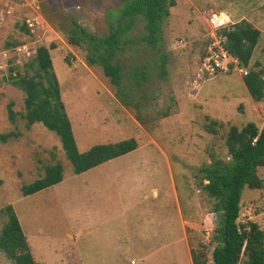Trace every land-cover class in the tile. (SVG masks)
Masks as SVG:
<instances>
[{"label":"rangeland","instance_id":"obj_1","mask_svg":"<svg viewBox=\"0 0 264 264\" xmlns=\"http://www.w3.org/2000/svg\"><path fill=\"white\" fill-rule=\"evenodd\" d=\"M125 1H45L46 33L35 39L49 49L78 150L130 138L138 148L75 174L54 132L41 123L26 126L25 93L10 83L18 68L1 73L0 136H13L0 139V235L4 209L12 205L38 263L192 264L191 250L204 246L213 264V201L201 188L198 169L213 156L228 159L225 138L231 126L254 122L264 127V101L252 99L236 72L197 82L206 46L201 13L225 12L232 21L244 18L259 28L252 63L264 67V0H177L163 43L155 49L143 41V21L137 18L118 54L123 84L132 83L136 70L147 74L123 105L102 67L87 60L84 48L69 44L66 32L75 20L96 36L108 35ZM9 33L2 34L0 47L23 38ZM162 53L165 68L159 63ZM211 120L219 123L216 134L207 129ZM57 163L64 168L59 184L23 196L24 185ZM258 175L264 181V168ZM248 220L264 230V187L243 190L240 221ZM0 264L14 262L0 251Z\"/></svg>","mask_w":264,"mask_h":264},{"label":"trees","instance_id":"obj_2","mask_svg":"<svg viewBox=\"0 0 264 264\" xmlns=\"http://www.w3.org/2000/svg\"><path fill=\"white\" fill-rule=\"evenodd\" d=\"M177 0H126L117 23L106 36H96L88 32L75 20L67 29L68 42L86 50L87 60L102 67L106 77L116 89V98L128 105L137 89L146 79L144 72L136 70L130 85L123 84L122 66L118 54L125 44L124 38L132 29L137 18H141L145 29L143 41L155 49L164 40V25L171 16V8ZM261 31L250 22L241 20L227 32V49L236 56L241 66L249 73L243 76L244 84L256 102L264 101V67L260 62L252 63L253 54ZM18 41L7 42L6 46ZM51 49H54L52 47ZM166 56L160 55V65L165 68ZM12 71H16L15 68ZM11 71V72H12ZM10 83L25 93L26 113L24 119L30 128L41 123L60 139L66 158L75 174H82L105 162L127 155L138 148L135 138L116 143L95 145L86 152H80L75 140L72 123L61 99L59 81L54 71L49 49L39 46L36 55L17 69ZM16 114L9 108V118L14 121ZM219 123L211 120L209 132L216 134ZM215 126V127H214ZM12 133L1 135L2 142ZM228 159L212 157L211 163L198 169L201 188L213 201L215 228L211 238V258L213 264H264V230L252 221H240L242 193L245 188L259 190L264 187L258 170L264 168V127L260 129L254 122L238 128L231 126L225 138ZM64 177L62 164L49 165L43 177L22 187L23 196H30L59 184ZM4 212L6 222L0 235V251L14 264L38 263L31 252L19 219L12 205ZM192 264H208V252L201 246L190 252ZM245 257L243 263L242 258Z\"/></svg>","mask_w":264,"mask_h":264},{"label":"built area","instance_id":"obj_3","mask_svg":"<svg viewBox=\"0 0 264 264\" xmlns=\"http://www.w3.org/2000/svg\"><path fill=\"white\" fill-rule=\"evenodd\" d=\"M45 1L48 0H0V38L7 30L13 36L23 37L16 45L0 47V74L8 75L14 68L21 69L36 55L39 47L36 39L46 33V21L41 12ZM201 17L206 25V46L197 82L233 72L248 75V68L241 66L226 47L227 32L233 29L235 22L225 13L211 10L203 11Z\"/></svg>","mask_w":264,"mask_h":264},{"label":"crops","instance_id":"obj_4","mask_svg":"<svg viewBox=\"0 0 264 264\" xmlns=\"http://www.w3.org/2000/svg\"><path fill=\"white\" fill-rule=\"evenodd\" d=\"M176 7V6H175ZM223 13H225V12H223ZM226 14V13H225ZM227 15V14H226ZM228 16V15H227ZM229 17V16H228ZM230 18V17H229ZM231 19V18H230ZM242 19H244V18H241V19H239V20H237V21H233V22H235V24L236 23H238L239 21H241ZM257 29H259V28H257ZM241 82H242V84L243 85H245L244 84V81H243V78L241 79ZM221 102V101H220ZM220 102H218V106H219V103ZM258 103H262V102H258ZM217 106V107H218ZM110 161H113V160H110ZM110 161H108V162H105V163H103V164H101V165H99V166H97V167H95V168H98V167H100V166H103V165H105L106 163H109ZM95 168H92V169H90V170H93V169H95ZM166 168H167V173H168V175H169V178H170V180H171V182L173 183V173H172V170H171V164L169 163V161H167L166 162ZM89 171V170H88ZM87 172V171H86ZM157 198H159V196L157 197ZM170 207V206H169ZM177 208V202H176V200H175V203H173V209L175 210ZM180 226V225H179ZM182 235H183V232H182ZM27 238V237H26ZM183 239H184V235H183Z\"/></svg>","mask_w":264,"mask_h":264}]
</instances>
